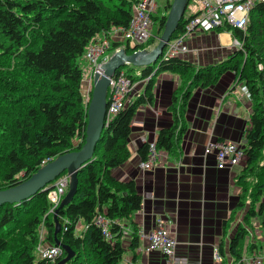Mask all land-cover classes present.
Returning <instances> with one entry per match:
<instances>
[{
	"label": "trees",
	"instance_id": "trees-1",
	"mask_svg": "<svg viewBox=\"0 0 264 264\" xmlns=\"http://www.w3.org/2000/svg\"><path fill=\"white\" fill-rule=\"evenodd\" d=\"M135 1L0 0V66H10L16 56L28 72L26 79L31 85L40 83L47 90L28 91L20 98L13 94L8 96L12 105L19 106L20 112L13 125L17 132L15 145L1 160L5 168L0 175V190L29 178L44 165V159L53 160L82 146L88 107L82 94L83 55L96 34L129 24ZM171 1L167 0L165 12ZM166 19L167 14L160 17V32ZM187 21L184 17L173 38L185 30ZM226 30L242 42L240 54L247 52L245 62H233L230 58L214 66H198L180 55L162 56L153 64L139 68L137 74L127 71L134 80L145 79L144 88L105 126L94 159L78 173L76 194L58 213L61 230L55 234L54 212L58 206L51 211L53 202L49 193L52 188L40 190L18 203L0 205V264H56L63 258L64 249L54 261L38 256L36 248L42 227L47 243L56 244L57 238L75 251L66 264H139L135 251L140 246V235L134 214L141 209L143 195L135 179H119L113 170L130 156L128 141L137 109L155 99V70L177 73L180 79L169 108L174 124L160 128L155 141L158 150L170 153L175 152L187 128L184 115L195 88L215 85L228 70L235 72L238 82L246 84L252 99V124L246 132L245 165L236 178L241 188L244 185V191L249 189L250 200L247 202L242 196L236 206L244 213V218L231 238L230 252L234 264H242L246 251L260 252L255 241L248 242L245 249V241L253 216L264 218V1L252 8L246 30L233 26ZM151 37L148 44L153 41ZM118 45L120 42H113V47ZM15 74L17 76V71ZM1 76L0 83L4 77ZM43 76L47 78L46 83L39 81ZM13 84H10L11 90ZM4 125L0 120V135L3 130L6 132ZM149 146V142H144L138 147L142 160L147 158ZM252 174L251 185H247ZM100 214L109 220L111 239L105 237L101 226L95 222ZM81 221L86 227L77 233ZM126 221L132 229L133 255L129 262L123 243Z\"/></svg>",
	"mask_w": 264,
	"mask_h": 264
},
{
	"label": "crops",
	"instance_id": "crops-1",
	"mask_svg": "<svg viewBox=\"0 0 264 264\" xmlns=\"http://www.w3.org/2000/svg\"><path fill=\"white\" fill-rule=\"evenodd\" d=\"M232 40L228 30L194 32L186 40L188 50L180 56L198 66L224 62L230 59ZM237 83L235 72L228 70L215 85L193 90L184 115L187 128L175 152L160 149V157L151 170L140 168L142 159L138 147L144 142H155L160 128L174 124L169 108L180 85L179 75L170 71L159 73L153 103L137 109L128 141L130 156L113 170L120 179H135L143 195L141 209L134 214L138 231L143 234L135 251L136 263H166L162 252L144 248L156 229L157 219L164 218L172 220L177 255L187 259V264H234L230 241L234 227L244 218V213L235 207L240 192L236 176L243 169L245 159L235 166L219 168L216 150L206 152V146L210 142L235 141L245 147L246 132L252 124V103L241 88L244 83ZM79 223L82 229L86 227L83 221ZM128 223H125L123 243L129 262L133 250L130 249L132 229ZM247 244L246 240L245 249ZM258 245L264 250L263 245Z\"/></svg>",
	"mask_w": 264,
	"mask_h": 264
},
{
	"label": "built area",
	"instance_id": "built-area-1",
	"mask_svg": "<svg viewBox=\"0 0 264 264\" xmlns=\"http://www.w3.org/2000/svg\"><path fill=\"white\" fill-rule=\"evenodd\" d=\"M262 1L264 0H194L195 5L198 4L199 8L191 9L190 16L187 17L188 21L185 25V30L168 42L163 56H179L186 52L188 50L186 38L196 28L215 30L227 29L228 26H233L246 30L252 8ZM158 8L157 0H136L133 6V16L127 26H113L109 31L96 34L89 43L84 53L88 66L83 70V78L84 76L88 78V88L86 93H83L86 104L90 102L91 93L89 92L92 90L90 67L95 68L96 71L99 70L101 64L112 55L108 53V49L114 52L115 49L121 48V45L113 47V42L126 41V45L130 46L144 45L152 36L151 28L154 23V14ZM192 13H194L193 17H191ZM235 41V44L239 45V39L236 38ZM138 49L139 46L133 51ZM140 81L144 84L146 83L145 79ZM135 87L136 82L123 68L116 70L108 88L106 124L134 99L136 94L135 92L132 93L131 90H134ZM241 88L250 97L245 83L241 85ZM213 149L216 150L217 166L219 168L235 166L246 157L245 147L234 141L210 142L206 146V152H211ZM159 157L160 152L155 142L150 143L148 156L140 163L141 169H153ZM50 160V158H46L42 161V164ZM68 186L69 176L66 173L56 179L55 186L49 193V198L53 202L51 211L59 205L68 190ZM95 222L101 226L105 237L111 239L112 233L109 228V220L100 214L96 217ZM171 223V219L158 218L156 229L149 235L148 244L144 248L146 251L158 250L162 252L166 256V264H187V259L177 255V240L173 235ZM139 235L140 237L143 236L141 230ZM44 240L45 229L42 227L36 248L37 253L41 258H48L54 261L63 252V247L58 244H49ZM216 254V257H218V252ZM241 262L242 264H264V250L254 254H244Z\"/></svg>",
	"mask_w": 264,
	"mask_h": 264
},
{
	"label": "water",
	"instance_id": "water-1",
	"mask_svg": "<svg viewBox=\"0 0 264 264\" xmlns=\"http://www.w3.org/2000/svg\"><path fill=\"white\" fill-rule=\"evenodd\" d=\"M190 0H173L159 37V41L152 49H138L131 53L125 48H120L111 58L103 62L94 76L91 99L87 107L86 137L82 146L73 151H68L56 156L53 160L42 165L29 178L18 184L0 190V205L5 203H18L31 198L40 190L54 188L55 181L62 174L69 176V186L66 194L61 199L54 212L55 234L61 230L58 219L60 209L69 204L78 190V173L90 161L98 143L102 138L106 124V113L108 105V88L113 74L119 68L133 64L136 66H148L156 62L163 54L167 43L178 30L180 22L185 17V12ZM133 46L132 49H135ZM56 244L61 245L66 255L56 264H66L74 255L75 251L68 244L56 238Z\"/></svg>",
	"mask_w": 264,
	"mask_h": 264
},
{
	"label": "rangeland",
	"instance_id": "rangeland-1",
	"mask_svg": "<svg viewBox=\"0 0 264 264\" xmlns=\"http://www.w3.org/2000/svg\"><path fill=\"white\" fill-rule=\"evenodd\" d=\"M172 1H171V3H172ZM190 1L188 3L187 10L185 12V17L190 16L191 9H194V8L198 9L199 8L198 4L195 5L194 0H190ZM166 2H167V0H157L159 9L154 14V23L152 24V28H151V32H152V37L151 38H153L152 43L148 44L149 41H147L146 43H144V45H141V44L136 45V48L139 46V49L140 48L141 49H152L158 43L159 37H160V35H161L162 31H163V30H161V32H160L159 31L160 29H158L159 23H160V17L163 14H167L168 15V13H169L167 11H166L167 13L164 11V6H165ZM199 30L200 31H197V28L193 29L191 31V33L187 36L186 40L188 39V37L190 39L191 36L194 34V32L195 33L196 32L203 33V32H207L208 31V30H203V29H199ZM216 30L217 31H224V29H220V30L216 29ZM232 37H233V40H232L231 44H233L234 48L232 49V52H231L229 58H232L233 62H234V60L235 61L239 60L241 63L243 61L245 62V60H246L245 57L247 56V52L246 51H242V52H244V54L243 53H242V55L240 54L241 48L243 47L242 42L239 40L240 43H238L239 45H237V44H235L236 37H234L233 33H232ZM172 39H174V38L172 37L171 40ZM120 44H121V48H125V49H126V47L130 48V51L127 49L129 53L133 52V50H134V49H132L133 46L126 45L127 44L126 41H120ZM118 50L119 49L117 48V49H115L114 52H111V49H108V53H111L113 55ZM111 56H110V58H111ZM162 56H163V54H162ZM14 57H13V60L11 61V65L10 66H0V69L2 70L0 72V75H2L1 77L4 76L1 79L2 83H0V120L5 124L3 127L6 128V132L3 130L4 128H1V130H3V131H2V133L0 135V158H1L0 159V175L3 173V170L5 168V163L1 161L3 159V155H5V152H7L10 148H12L15 145V140L17 138L16 137L17 136V132L13 128V125L15 123V119L18 117L19 112H20L18 110L19 106L18 105H12L10 103V101H9L8 96L10 94H13V96H16V97L20 98L21 95L29 93L28 91H42V92H46L47 91L46 87H43L40 83L39 84H35V85H31V83L26 79L27 76H28V74H27L28 72H26L22 68L21 64L18 62V59H16V56H14ZM10 59H12V58L10 57ZM220 63H222V62H220ZM220 63H218V64H220ZM81 64H83V70H85L86 67L88 66V62H86L85 55H83ZM210 65L214 66V65H216V63L210 64ZM121 68H123L125 70V72L131 71L133 74H137V71L138 70L140 71L139 68H141V66H136V65H133V64H127V65H125V66H123ZM16 71H17V76L15 74ZM161 72H163V71H160V72H158V70L154 71L155 79L158 77L159 73H161ZM90 73H91V76H92L91 84H92V90H93L94 76H95V73H96L95 68L93 69V68L90 67ZM114 75H115V73L113 74V76ZM237 79H238V76L236 75V80ZM39 81L43 82V83H46L47 82V78L44 77V76L40 77ZM133 81L136 82V87L134 88V90H131V92L132 93L138 92L140 89H141L140 91H142L145 84L143 82H141L140 79H137V80L133 79ZM26 82H29V84L27 85ZM237 82H238V80H237ZM11 83L15 84V85L13 84L14 87H13L12 90H11V87H10ZM239 83L240 82H238L237 84H239ZM15 86H17L18 88H16ZM87 88H88V78L84 76V78L82 79V94L86 93ZM92 90L89 93L92 94ZM5 100H7V102H5ZM250 100H251V103H252V99H250ZM8 101H9V103H8ZM140 168H141V166H140ZM243 168H244V166H243ZM253 176H254V174L249 176L251 178L248 179L247 185L248 184L251 185ZM243 186L244 185L242 184V188H241V185H239L240 192H239V194L237 195V198H236V204H235L236 206H238L240 204V202L242 200V196L245 199V201L248 202L250 200V198H249L250 197L249 196V192L250 191H249V189L247 191H244L243 190V188H244ZM253 218H254V220L253 221L251 220L253 224L252 225H248L249 226L248 227L249 228V234L247 235L246 240H247V242H250V241L258 242V244H261V245L264 246V223H263V219L264 218L261 215L253 216ZM81 227H82V225H81V223H79L77 225V229H76L77 233H81L84 230V228H85L84 225H83V227H84L83 229ZM233 230H234V234H235L237 228L234 227ZM261 250H262V248L260 247L259 251H261ZM257 251L258 250L254 251V252H257ZM127 254H126V257H125L126 259L128 258Z\"/></svg>",
	"mask_w": 264,
	"mask_h": 264
},
{
	"label": "bare ground",
	"instance_id": "bare-ground-1",
	"mask_svg": "<svg viewBox=\"0 0 264 264\" xmlns=\"http://www.w3.org/2000/svg\"><path fill=\"white\" fill-rule=\"evenodd\" d=\"M126 49H128V47H126ZM51 161V160H50ZM49 162V161H48ZM232 254V253H231ZM166 257V256H165ZM166 264V263H165Z\"/></svg>",
	"mask_w": 264,
	"mask_h": 264
}]
</instances>
